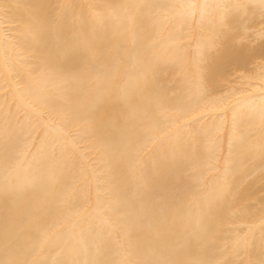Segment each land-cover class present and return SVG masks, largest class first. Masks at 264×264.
<instances>
[{
	"label": "bare ground",
	"instance_id": "obj_1",
	"mask_svg": "<svg viewBox=\"0 0 264 264\" xmlns=\"http://www.w3.org/2000/svg\"><path fill=\"white\" fill-rule=\"evenodd\" d=\"M237 2L250 6L246 19L241 14L244 19L241 35L234 41V47L221 53L222 70L209 66L214 83L207 89L198 61L202 42L211 37V24L220 10L207 9L203 20L198 12L181 24L176 18L178 8L160 9L149 16L142 7H123ZM3 4L20 7H12L8 17L0 13V147L6 132L16 140L18 125L24 120L18 105L23 108L21 93L28 81L24 58L31 47V37L21 23L29 18L26 5L46 6L49 16L56 17L61 30L48 37L50 46L54 47L61 38L75 37L103 46L118 59V78L130 87H135L138 61L148 50L147 54L155 58L160 69L158 87L179 109L160 116L159 125L151 133L153 143L136 158L134 168L122 166L117 181L113 182L106 167L107 157L99 150L89 152L87 159L78 157L82 167L71 174L58 158L48 162L60 184L68 186V203L60 213L46 216L43 227L65 235L61 242L38 246L32 256L36 264L71 261L91 264L99 258L94 241L107 245V258L114 264L126 258H138L126 256L122 245L129 237L133 240L143 237L145 230L131 219L121 223L117 220L121 216H133L141 201L147 208L164 209L159 227L170 245L182 249L180 259H212L227 264H249V261L259 264L264 259V197L259 196L264 192V162L260 151L264 146V42L260 36L264 23L259 0H0V5ZM133 49L138 55H129ZM17 72L23 74V81ZM32 83L37 89L53 88L46 82ZM177 128L181 130L179 135ZM70 131L87 135L86 125L74 126ZM34 139L38 140L39 134ZM94 143L87 141L84 146ZM33 151L34 148L25 149L24 158L30 160ZM186 156L197 157L196 166L177 172L172 167L173 161ZM229 159H244L246 164L242 170L229 172L232 190L217 220V238L214 242L189 244L184 239L185 225L188 219L199 215L201 201L207 193L219 187ZM31 179V172H21V181ZM3 181L0 173V186ZM185 186H188L186 192ZM109 191L124 197L119 212L109 207ZM43 196L39 185L30 189L19 203L4 197L0 191V259L4 257L6 219L10 222L27 202H38ZM177 213L179 218L175 219ZM35 235L27 224L23 226L21 239L25 243ZM237 239L244 240L242 248L235 247Z\"/></svg>",
	"mask_w": 264,
	"mask_h": 264
},
{
	"label": "snow or ice",
	"instance_id": "obj_2",
	"mask_svg": "<svg viewBox=\"0 0 264 264\" xmlns=\"http://www.w3.org/2000/svg\"><path fill=\"white\" fill-rule=\"evenodd\" d=\"M12 7L20 6L0 5V13L6 17L10 16ZM24 7L29 10V18L21 23L25 25L31 37V47L24 58V66L28 68V81L24 83V92L21 93L23 108L18 105V111H23L24 120L18 125L19 135L16 140L8 137L6 132L0 147V173L4 177L0 191L4 197L19 203L25 200L30 189L39 185L44 191V196L38 202H27L10 222L6 219L4 257L0 259V264H36L32 256L38 246L45 243L56 244L64 238V232L52 233L51 229L43 227L46 216L60 213L62 207L68 203V186L60 184L55 171L49 168L50 160L58 158L62 161V167L71 174L76 168L82 167L78 157L87 159L89 152L99 150L107 157L106 167L112 173L113 182L117 181L122 166L127 164L134 168L136 158L148 144L153 143L151 133L159 125L160 116L179 110L170 102L167 93L158 87L160 69L155 58L147 54L148 50L145 51L143 59L138 61L135 87H130L118 78L119 61L109 50L103 46H95L87 38L82 40L79 37L61 38L54 47L50 46L48 37L53 32L59 34L61 30L56 17H50L46 6L43 5ZM123 7H142L147 10L149 16L155 15L160 9L178 8L176 18L181 24L187 18L195 17L198 12L203 20L207 9L220 10L218 18L211 24V37L202 42L203 51L198 61L201 66L198 70L201 71L205 89L214 83L208 72L209 66H213L217 71L223 69L221 53L234 47V41L241 35V26L244 24L241 14H244L246 19L250 8L248 4L239 2ZM258 7L261 9L264 23V0H259ZM147 28L145 25L144 30ZM260 36L264 42V29L261 30ZM129 55L138 54L133 49ZM16 75L21 81L24 80L20 72ZM33 81L46 82L53 88H34ZM80 125H86L87 135L70 131L74 126ZM180 132L177 128L176 135ZM36 134H39L38 140L34 139ZM92 140L94 144L84 146L87 141ZM33 148L32 158L26 160L25 149ZM260 151L264 162V146ZM196 162L197 157L186 156L181 160H174L172 167L177 172L187 171L188 168L195 167ZM245 164L244 159L226 161L228 166L222 174L219 187H214L207 193L201 201L199 215L188 219L185 225L184 239L187 243L201 244L216 240L219 232L217 220L223 211L222 205L232 190L229 172L242 170ZM22 171L31 172L32 179L21 181ZM183 190L188 191V186ZM108 195L109 207L119 212L124 197L115 191H109ZM168 207L171 208L172 205ZM163 211L162 207L147 208L141 201L140 209L133 216H121L117 220V223H121L125 219H131L145 230L143 237L136 240L129 237L122 245L126 256L135 255L138 258H126L120 264H227L212 259H180L182 249L177 250L170 245L159 227ZM178 218L177 213L175 219ZM58 219L63 222L62 217ZM25 224L30 231L36 233L27 243L21 239ZM71 227L69 225V229ZM243 245V239L235 241L237 249ZM94 247L99 258L91 264H114L107 258L109 249L104 242L94 241ZM68 264L77 262L71 261ZM249 264L253 262L249 261ZM259 264H264V259L260 260Z\"/></svg>",
	"mask_w": 264,
	"mask_h": 264
},
{
	"label": "rangeland",
	"instance_id": "obj_3",
	"mask_svg": "<svg viewBox=\"0 0 264 264\" xmlns=\"http://www.w3.org/2000/svg\"><path fill=\"white\" fill-rule=\"evenodd\" d=\"M259 196L264 197V192L259 193Z\"/></svg>",
	"mask_w": 264,
	"mask_h": 264
}]
</instances>
